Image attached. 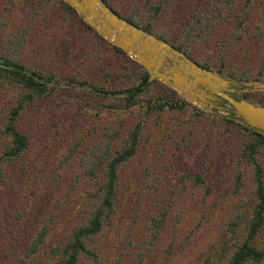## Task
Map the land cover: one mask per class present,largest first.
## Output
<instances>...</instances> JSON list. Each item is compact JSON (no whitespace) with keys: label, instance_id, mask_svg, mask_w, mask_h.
<instances>
[{"label":"trees","instance_id":"16d2710c","mask_svg":"<svg viewBox=\"0 0 264 264\" xmlns=\"http://www.w3.org/2000/svg\"><path fill=\"white\" fill-rule=\"evenodd\" d=\"M2 1L9 12L6 17L0 14V90L2 88L15 96V100L7 108V114L0 125V189L8 181L7 175L12 173V169H16L17 163L22 173L30 176L35 173V169H28L19 162L30 146L25 124L22 122V113L26 110L42 109L43 102L52 98L60 87L67 85L74 90H84L93 96L114 101V104H103L97 100V108L87 107L85 113L91 109L96 111L100 106L116 108L121 114H129V111L133 110L139 113L138 120L132 124L125 136H119L118 129L110 131L106 127L94 145L87 146L78 156V145H81L86 134L76 140L73 148L61 153L56 165L58 171L55 179L61 177L60 170L68 165L71 158L76 157L73 182L64 192V196L57 200L56 208H52L49 217L41 219L33 234L28 233V236L24 237L26 239L19 257V264H39L44 255L47 257L44 264H100L101 253L109 239L107 231L120 229L119 223L124 218L119 213L120 204L131 193L127 184L133 182H123L124 166L141 149L142 137L149 121L159 124L166 113H178L183 116L180 120L177 119L175 124L187 127L188 131L185 136L177 133L172 139L173 146L178 150L182 146L191 145L192 134L197 136L193 131L196 122L199 123L205 113L166 84L150 93L158 80L148 82V74L138 62L131 60L121 49L100 36L64 0H0ZM261 1L243 0V4L237 7V0H199L197 6L187 5L182 0H104L116 14L166 40L202 67L239 82H264V57L260 59L257 69L251 68L249 64L240 66L230 60L234 49L240 48L245 38H249L245 29L246 15L254 4ZM169 6L178 8L177 18L169 22V29H176L184 22L183 30L178 33H169L167 28L161 29L156 24L159 15ZM55 8L56 19L52 20L49 13ZM261 17L264 19V14ZM69 18L74 19L73 23L81 34L83 31L92 32L100 44L109 47L120 59H130L133 66L123 74L128 78L125 83L113 84L109 70L104 71L99 80L91 81L83 74L63 78L55 71L48 72L27 62L29 53L33 51L41 52V60L50 54L53 40L61 39L60 34L64 33L61 26ZM44 25L46 28H43L44 36L41 37L44 42L42 41L40 47H36L32 44L31 29ZM74 35L72 30L70 36ZM250 38L256 45L263 44L264 27L261 29L257 25ZM242 95L250 102L264 106V90L246 91ZM188 110H191V114L186 115ZM93 113V116L99 115L98 112ZM211 116L227 125L228 130H240L241 156L251 166V173L250 182L245 185L247 197L239 199L227 216H223L215 240L210 243L209 252L203 253L199 264H262L264 170L258 160V154L264 147V134L243 123L235 122L236 114L233 112L227 115L214 112ZM179 174L175 172V175ZM240 176L241 172L238 171L233 185L228 187L229 193L238 194L241 191L244 184ZM176 179V183L191 180L193 185L204 189L205 195L211 193L200 172L186 170ZM140 186L143 187L144 184L140 182ZM79 187V197L71 198V192ZM156 189L153 191L156 192ZM140 196L143 197L142 192L138 195ZM56 210L60 212L55 213ZM169 215L165 205H158L153 214L147 217V232L152 234L153 245ZM176 220L179 222L180 217L176 216ZM136 224V218L129 222L130 230L122 237L123 241L128 243L124 244V247L130 245L129 237L132 227ZM65 228L67 230L63 234L61 231ZM141 244V249H137L136 254L131 252L130 259H135L136 263H141L143 257L148 256L149 249L145 246V240L142 239Z\"/></svg>","mask_w":264,"mask_h":264},{"label":"rangeland","instance_id":"374dc122","mask_svg":"<svg viewBox=\"0 0 264 264\" xmlns=\"http://www.w3.org/2000/svg\"><path fill=\"white\" fill-rule=\"evenodd\" d=\"M182 1L193 6H197L199 2V0ZM237 1L239 2L237 7H240L243 0ZM4 4V1L0 2V14L6 17L9 10ZM56 9H52L49 13L52 20L56 19L54 18ZM177 12L178 8L169 6L159 15L156 24L161 29L167 28L172 34L182 31L184 22L176 29H169V22L177 18ZM262 14H264V0L254 4L250 13L246 15L245 29L249 38L246 37L243 45L238 49L235 48L230 56V60L240 66L249 64L251 68L257 69L260 59L264 57V43L256 45L250 38L257 25L261 29L264 27ZM73 21L74 19L69 18L61 26L64 33L60 34L61 39L53 40L50 54L44 60H41L43 56L41 52L33 51L29 53L27 62L48 72L55 71L63 78L83 74L91 81L99 80L103 72L109 70L112 77L110 81L113 84L125 83L128 78L123 74L133 66L131 58L128 56L130 59H120V56L114 54L109 47L100 44L92 32L83 31L81 34ZM43 28H46L45 25L31 29L32 44L36 47L42 44ZM72 30L75 32L73 37L70 36ZM237 82L240 86L234 95L242 98L244 92L258 90L250 88L243 90V88L261 81ZM163 84L158 80L152 86L150 93L161 89ZM14 100L15 96L1 88L0 125L7 114V108L14 103ZM97 100L103 104H114V101L107 98L93 96L87 91L74 90L64 85L52 98L43 102L42 109L26 110L22 113V122L25 124L30 146L19 162L28 169H35V173L31 176L22 173L17 163L16 169H12V173L7 175L8 181L0 189V264H19L26 239L24 237H27L28 233L33 234L41 219L49 217L52 208H56L57 200L64 196V192L73 182L76 157L71 158L68 165L60 170L61 177L55 179L58 171L56 165L61 153L73 148L76 140L86 134L81 145H78L79 149L76 152L78 156L87 146L94 145L106 127L110 131L118 129V135L125 136L139 118L137 110L129 111V114H121L116 108L101 107L100 104V108L96 111L91 109L85 113L87 107L97 108ZM192 104L203 110L205 115L199 123L196 122L193 131L197 136L193 133V142L186 147L182 146L176 150L172 141L177 133L185 136L188 131L187 127H179L175 124L176 120L183 116L178 113H166L159 124L149 121L142 137L141 149L124 166L123 182H133L127 184L131 193L120 204L119 213L124 217L119 223L120 229L107 231L109 239L101 253L100 264H199L201 256L209 252V245L215 240L223 216L225 214L227 216L239 199L247 197L245 185L250 182L251 166L241 156L240 130L235 128L228 130L227 125L211 116L214 112L220 115L229 113ZM93 112H98L99 115L93 116ZM188 114H191V110L186 112V115ZM235 118V122L243 123L237 115ZM1 144L0 137V147ZM258 160L264 170V147L258 154ZM186 170L202 173V178L210 187L211 193L205 195L204 189L193 185L191 180L176 183L175 179L181 177ZM238 171L241 172L240 180H243L244 186L238 194H231L228 187L233 185ZM175 172L180 173L179 176L175 175ZM140 182L144 184L143 187H139ZM155 188L157 193L153 191ZM80 192L79 187L71 192V198L79 197ZM140 192L143 197H138ZM158 205L159 207L165 205L170 215L157 234L158 239L153 245L152 234L147 232V217L153 214ZM57 212L59 213L60 210H56L55 213ZM176 216L180 217L179 222ZM134 218L137 224L131 230L129 237L131 243L124 247V244L128 243L126 240L123 241L122 237L127 230H130L129 222ZM66 230L67 228L61 232L64 234ZM142 239L149 249L148 256L143 257L141 263H136L135 259L134 261L130 259L131 252L136 254V250L141 249ZM41 258L39 264H44L47 257L44 255Z\"/></svg>","mask_w":264,"mask_h":264},{"label":"water","instance_id":"95a60500","mask_svg":"<svg viewBox=\"0 0 264 264\" xmlns=\"http://www.w3.org/2000/svg\"><path fill=\"white\" fill-rule=\"evenodd\" d=\"M65 1L100 36L138 62L146 70L148 82L160 80L201 107L233 112L246 126L264 134V106L235 98L240 86L237 81L202 67L166 40L116 14L104 0ZM249 88L264 90V82H254L243 90Z\"/></svg>","mask_w":264,"mask_h":264},{"label":"flooded vegetation","instance_id":"af4514ba","mask_svg":"<svg viewBox=\"0 0 264 264\" xmlns=\"http://www.w3.org/2000/svg\"><path fill=\"white\" fill-rule=\"evenodd\" d=\"M218 104L222 103L221 101H216Z\"/></svg>","mask_w":264,"mask_h":264}]
</instances>
